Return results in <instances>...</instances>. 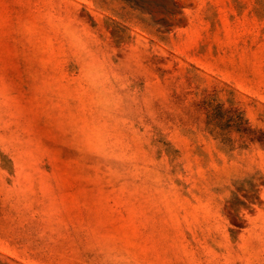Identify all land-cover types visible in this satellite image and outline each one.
<instances>
[{
    "label": "rangeland",
    "instance_id": "obj_1",
    "mask_svg": "<svg viewBox=\"0 0 264 264\" xmlns=\"http://www.w3.org/2000/svg\"><path fill=\"white\" fill-rule=\"evenodd\" d=\"M0 264H264V0H0Z\"/></svg>",
    "mask_w": 264,
    "mask_h": 264
}]
</instances>
